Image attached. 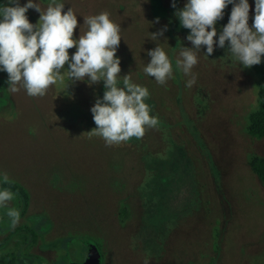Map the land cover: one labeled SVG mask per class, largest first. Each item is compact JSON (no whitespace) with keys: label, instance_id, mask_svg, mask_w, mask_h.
Segmentation results:
<instances>
[{"label":"rangeland","instance_id":"374dc122","mask_svg":"<svg viewBox=\"0 0 264 264\" xmlns=\"http://www.w3.org/2000/svg\"><path fill=\"white\" fill-rule=\"evenodd\" d=\"M38 2L44 9L52 0ZM57 2L77 15L73 38L87 30L84 17L101 12L120 26L119 80L129 75L149 90L146 103L158 125L139 139L106 146L90 132L103 81L89 86L65 72L35 97L1 84L0 173L22 186L29 201L24 207L15 193L14 227L0 209V258L83 264L94 245L100 264H264V183L251 167L264 157V137L248 133L258 107L256 65L231 62L227 42L208 57L202 47L191 70L195 83L187 87L191 75L176 60L183 46L192 47L190 30L180 25L172 0ZM184 3L177 0L176 8ZM249 3L251 26L255 3ZM231 8L217 21V35ZM26 15L35 24L40 13ZM158 45L173 67L164 85L143 72L147 50ZM68 51L71 57L75 46Z\"/></svg>","mask_w":264,"mask_h":264},{"label":"clouds","instance_id":"9594fccd","mask_svg":"<svg viewBox=\"0 0 264 264\" xmlns=\"http://www.w3.org/2000/svg\"><path fill=\"white\" fill-rule=\"evenodd\" d=\"M175 16L180 25L189 29L186 40L192 47H182L176 66L185 75H191L186 86L196 80L192 68L198 63L196 52L205 48L210 56L214 48H225L227 58L248 68L261 63L264 57V0H254L252 24L249 25V0H185L182 8H176ZM232 5L228 22L217 35V21L223 19L224 10ZM52 0L42 9L38 0H7L0 6V72L8 74V90L15 93L23 87L29 96H44L50 85L63 78L69 81H85L89 86L103 81L104 93L91 107L96 127L90 132L101 137L106 146L143 137L146 128L158 125V118L150 114L146 99L149 90L124 75L122 85L120 57L116 55L121 41L120 26L106 12L84 17L87 30L73 38L78 20L71 8ZM33 9L40 13L38 21L30 22L26 13ZM157 18V22H158ZM152 33V39L163 35ZM75 51L69 54V49ZM150 61L143 72L164 85L173 76L172 63L159 45L147 50ZM67 62V67L65 64ZM63 69V71H62ZM19 86V87H18ZM7 173H0V184H8ZM15 193L8 187H0V209L14 227L20 220V212L10 202Z\"/></svg>","mask_w":264,"mask_h":264},{"label":"trees","instance_id":"16d2710c","mask_svg":"<svg viewBox=\"0 0 264 264\" xmlns=\"http://www.w3.org/2000/svg\"><path fill=\"white\" fill-rule=\"evenodd\" d=\"M6 1L7 0H0V6ZM254 71L258 75L260 82L258 90V107L250 115L248 133L256 138H262L264 137V60L261 64L254 67ZM251 167L254 173L264 183V157L252 160ZM0 187L10 188L11 191L23 198V206H28L29 196L22 186L14 182H9L8 184H0ZM0 264H6L2 258H0Z\"/></svg>","mask_w":264,"mask_h":264},{"label":"water","instance_id":"95a60500","mask_svg":"<svg viewBox=\"0 0 264 264\" xmlns=\"http://www.w3.org/2000/svg\"><path fill=\"white\" fill-rule=\"evenodd\" d=\"M8 81V76L5 75L3 78L0 79V85L5 84ZM101 262V255L96 246H91L89 250V257L83 264H100Z\"/></svg>","mask_w":264,"mask_h":264},{"label":"flooded vegetation","instance_id":"af4514ba","mask_svg":"<svg viewBox=\"0 0 264 264\" xmlns=\"http://www.w3.org/2000/svg\"><path fill=\"white\" fill-rule=\"evenodd\" d=\"M4 76H5V75H4ZM4 76H3V77H4ZM3 77H0V79L3 78ZM0 86H1V85H0Z\"/></svg>","mask_w":264,"mask_h":264}]
</instances>
